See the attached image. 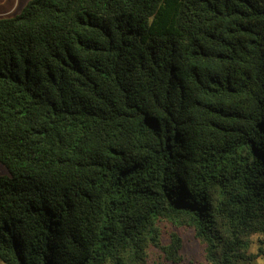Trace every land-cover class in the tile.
Listing matches in <instances>:
<instances>
[{
  "label": "trees",
  "instance_id": "obj_1",
  "mask_svg": "<svg viewBox=\"0 0 264 264\" xmlns=\"http://www.w3.org/2000/svg\"><path fill=\"white\" fill-rule=\"evenodd\" d=\"M0 164L4 264H183L178 230L199 264L264 256V0L0 17Z\"/></svg>",
  "mask_w": 264,
  "mask_h": 264
},
{
  "label": "rangeland",
  "instance_id": "obj_2",
  "mask_svg": "<svg viewBox=\"0 0 264 264\" xmlns=\"http://www.w3.org/2000/svg\"><path fill=\"white\" fill-rule=\"evenodd\" d=\"M28 0H0V17H13L20 13L22 8L26 5ZM0 176H9L8 170L0 164ZM163 239L167 241V236L172 231H175L167 224L162 225ZM182 238V257L183 264H199L204 263L203 248L200 243L194 238L193 232L190 230H178ZM251 242L249 253H256L259 244L257 243V236H252L249 240ZM157 253L152 251L150 257L156 259ZM0 264H4L0 261ZM247 264V263H243ZM249 264H264V256L258 257L255 261Z\"/></svg>",
  "mask_w": 264,
  "mask_h": 264
}]
</instances>
